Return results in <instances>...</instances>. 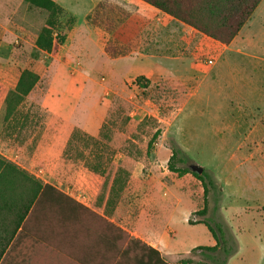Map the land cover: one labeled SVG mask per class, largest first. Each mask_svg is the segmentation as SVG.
I'll list each match as a JSON object with an SVG mask.
<instances>
[{"label":"rangeland","instance_id":"374dc122","mask_svg":"<svg viewBox=\"0 0 264 264\" xmlns=\"http://www.w3.org/2000/svg\"><path fill=\"white\" fill-rule=\"evenodd\" d=\"M96 1L100 0H72L71 5L73 8L81 7L82 3L92 6ZM17 4L19 0H0V19L5 20L10 9L18 8ZM214 13L208 12L206 17L211 18ZM46 16L43 14V19ZM66 18H62V23ZM84 22L78 24L72 49L64 47V51L59 50L54 56L36 50L30 37L15 31L9 41L12 52L7 59L11 68L1 71L8 79L0 83V150L11 159L26 164L34 162L33 171L43 181L58 186L60 191L72 190L71 185L66 186L67 175L74 173L76 178L83 163L93 157L90 149H83V157L73 151L70 159L64 160L61 156L57 162L47 161L50 152L39 148L51 126V114L43 99L48 94V103L54 110L53 124L74 125V129L83 133V123L94 121L102 110L97 124L102 122L104 126L100 155L107 164L103 183L105 178L107 181L106 186L97 191L95 206L106 201L104 217L94 211L85 213L84 209L59 200L56 218L59 260L65 259L67 263L62 261L63 264H80L81 261H87L86 264H135L142 253L138 248L124 258L118 256L126 249L124 242L115 253H104L99 241L106 232V224L120 228L118 223L129 211L130 198L138 195L130 192L131 176L135 181L144 177L150 179L153 186L150 207L156 211L152 222L155 230L168 223L175 232L173 245L178 251L193 245L207 246L211 240L205 226L191 227L185 220L200 219L192 217L190 212L203 208V187L190 174L178 177L168 170L167 161L171 150L175 149L182 160L176 162L178 168L190 171L192 166L202 168L201 174L207 184L206 218L221 226L230 251L226 264H264V212L261 209L264 203L261 191L264 142H259L264 141V117L257 114L264 108L261 98L264 92L260 93V83L264 81V2L249 26L239 32L229 47L203 34L188 32L187 28L185 43L190 48L185 47L186 59L169 63L174 76L146 90L134 82L143 71L142 63L114 60L133 50L135 40L129 34L127 38H115L113 34L117 28L110 33L98 27L110 36L103 38L100 33L102 37L94 45L88 37L81 43L79 36ZM99 47H104L105 54ZM2 54L3 50L0 63H6ZM23 69L34 72L39 80L5 127L2 99L14 88L18 73ZM123 83L127 90L123 91ZM155 132L158 136L148 149ZM60 137L61 133L58 146L51 150L52 157L55 152L62 151ZM118 168L122 171L117 175L107 202L110 181ZM79 182L84 185L73 182L75 196L80 195L85 201L95 190L94 183L88 178ZM113 210L116 213L114 222L109 221ZM114 237L117 233L108 232V238ZM181 261L213 264L200 253L189 254L178 262Z\"/></svg>","mask_w":264,"mask_h":264},{"label":"crops","instance_id":"0c3cea01","mask_svg":"<svg viewBox=\"0 0 264 264\" xmlns=\"http://www.w3.org/2000/svg\"><path fill=\"white\" fill-rule=\"evenodd\" d=\"M22 1L23 0H19V4H17L18 7ZM52 1L57 3L66 13L72 14L77 19V22L75 21L76 23L67 34L66 40L60 49L61 52L64 51V47L67 46L71 47L72 49V45L75 43L74 37L78 30V24L80 23L81 25L82 20H84V23L86 24H84V30H82L81 35L79 36L81 43L84 42L85 37H88L94 45L95 43L99 42V38L102 37L101 34L103 35V38L110 36L108 33H105L98 27H90L86 21V16L91 13L98 1L94 2L92 6L88 5L87 3H82L81 7L78 8H73L74 6L71 5L72 0ZM133 1L137 2L136 11L129 17V19H127V22L123 26L117 28L114 31L113 35L115 38L119 37V39H123L127 38L126 35L129 34L135 40L136 47L127 55H120L115 57L114 60L126 59L130 60L131 62L142 63L144 68L142 72L138 73V75L145 77L152 84H155L160 80H166V78L174 76V74L169 69V63L186 59L184 51L186 48H190L189 45L186 47L185 43L187 39L186 29L188 28V32L192 31L194 33H198L199 35H201V33L181 23L178 19H175L174 17L159 11L140 0H125V3H130ZM263 2L264 0L259 1L251 16L248 18L240 31H242L243 28L249 26L253 20V15L257 13L259 8H261ZM16 10L17 8L10 9L5 20L2 21V19H0V51H4V54H2L1 58L5 60L10 57L12 52L9 41L10 38L14 36V31L11 29L10 21ZM125 25H128L129 28L122 29V27ZM239 32L233 41H235ZM232 42L228 44L227 47H229ZM222 46L226 47V45ZM99 51H102L105 54L104 47H99ZM68 64L69 63H67V65ZM10 68L9 60H7L6 63H0V83H4L8 79L7 74L1 73V71H7L10 70ZM19 74L20 72L18 73V77ZM82 77L83 75L80 78ZM124 78L127 79L128 76ZM173 78L174 77H172V79ZM260 84V93L262 94L264 92V81L261 80ZM123 86V91L127 90L124 83ZM5 95L3 96L2 100H4ZM48 97L49 96L47 94L43 101L45 107L48 108V111L51 114L49 117L51 126L47 128V132H45V135L42 137L39 148L48 150L50 152H47V161L51 163L52 160L57 162V158L62 156V151L71 132L74 129V125H66L64 127L62 125L60 126L53 124L54 121L52 120V112L54 110L51 109V105L48 103ZM261 98L264 99V97ZM101 113L102 110L100 111L99 115ZM257 114L260 117H264V108L259 109ZM99 115H97L94 121L83 123L81 127L86 134L94 138H98L102 127V122L99 125L97 124ZM55 120V122L58 123L57 119ZM60 133L61 145H59V148L60 151H62L60 154L55 152L52 157L51 150L58 146ZM259 142L262 143L264 141L259 140ZM10 163L13 164L18 170L25 172V174H27V176L34 181H38L43 185L52 186L57 191H60L58 186L52 182L43 181V179L33 171V168L35 167L34 162L26 164L21 160L11 159L7 153L0 150V264H59L60 261V264H63L62 261H65V259L59 260L58 257V227L56 220L57 198L55 194L49 191V199L48 201H45L44 205L41 204V191H39L37 199H32V195L34 193V183L31 180L24 178V176H19V174H11V170L8 166ZM87 178L93 181L95 190L87 195L84 201L79 198L80 195L75 196L76 194L74 192L73 182L77 181L80 185H84V183L81 184L79 181L85 180ZM130 178V192L131 194L136 192L138 195L130 198L131 202L129 205V211H126L125 214H123L122 221L118 223L120 228L112 227L106 224V232L100 237L99 240L102 244L103 252L115 253L118 249H121L120 246L122 245V242H124L126 249L122 250L118 256L122 257L123 255V257L126 258L131 254V251L138 248L140 251H142V253L138 258L135 259V264H139L141 261L146 262L147 258L150 257L148 253L140 246H128L127 243H125L126 239H123L121 233L125 232L128 236V239L139 240L146 246L156 250L165 264H180V262H178L179 259L184 258L189 254L192 255L190 251L199 245H193L190 247V249L178 251L173 245L175 232L168 223L160 226L158 230H155V226L152 222L156 211L154 208L150 207L152 199L151 187H153L151 185L150 179L144 177L138 181H135L132 176ZM103 180V177L91 173L82 167L81 173L77 175L76 178L74 173L69 176L67 175L66 177V186L68 188L71 185L72 190L70 192H60L85 208V213L94 211L97 212L98 215L104 217L103 211L106 209V201L104 200L103 203H99L95 206L97 191L99 187L102 186ZM185 181L191 183V181L188 179ZM262 189L261 191L263 192L264 196V182L262 184ZM107 198L108 196L106 195L105 199L107 200ZM261 209L264 212V203L261 204ZM197 211L199 210L196 209L190 212L192 217H195L193 214ZM115 214L116 213H114L113 210V215H109V221H115ZM185 220L186 223H188L187 221L189 219L187 218ZM107 223L111 224V222ZM198 225L203 224H194L189 226L198 227ZM108 232L117 233V237H114L113 239L108 238ZM210 240L211 241L207 247L215 245V241L211 234ZM123 251L125 252L123 253ZM86 263L87 261H81L80 264Z\"/></svg>","mask_w":264,"mask_h":264},{"label":"trees","instance_id":"16d2710c","mask_svg":"<svg viewBox=\"0 0 264 264\" xmlns=\"http://www.w3.org/2000/svg\"><path fill=\"white\" fill-rule=\"evenodd\" d=\"M153 8L162 11L181 23L191 27L206 37L222 44H230L260 0H140ZM137 9V2L133 1L125 3L123 0H100L90 14L86 16V21L96 27L113 32L121 24L124 23ZM208 12H215L211 18L206 17ZM43 14L47 15L43 19ZM66 21L62 23V18ZM103 21L109 26L103 25ZM62 23V25L60 24ZM75 24V18L68 16L67 13L52 0H23L15 13L12 15L10 26L13 31H18L24 36L30 37L35 49L41 52L48 53L52 56L56 55L61 45L66 40L67 34ZM38 76L27 69H23L18 77V80L12 90H9L3 100L4 115L3 122L5 127H8L9 121L13 119L21 105V102L32 91L37 84ZM135 85L142 90L148 89L152 83L143 76H138L135 80ZM101 127L98 138L91 137L78 129H73L65 147L62 151L64 160L70 159L73 151L78 152L79 157H83V149H90L89 154L92 155L91 161H85L83 167L87 171L104 177L106 175V165L103 157L100 155L102 148ZM158 132H155L148 143L149 149L151 144L157 138ZM106 139V138H105ZM178 152L175 149L171 150V156L167 161V168L171 173L181 177L185 174L192 175L197 179L203 187L204 205L203 208L193 215L200 219H189V225L203 224L215 241V245L211 247L198 246L190 251L191 254L200 253L212 260L213 264H226L227 257L230 255L229 248L226 246L225 239L220 224L211 222L206 218V192L207 184L204 182L203 174H196L188 168H178L176 162L181 163V158L177 157ZM11 174H19L24 178L31 180L34 183V193L32 199H37L39 191H41V204L49 199L48 192L51 191L59 200L67 201L81 209H84L80 204L71 200L60 191L49 185L40 184L29 178L25 172L18 170L13 164H8ZM120 168L111 181L109 187L108 198H110L113 188H115L116 178ZM22 174V175H21ZM107 179L105 178L102 188L106 186ZM33 188V187H32ZM32 190V189H31ZM31 199V200H32ZM108 202V200H107ZM107 204V203H106ZM121 232V231H120ZM125 243L128 246H140L148 253L150 257L146 262L141 261L139 264H165L159 253L141 243L139 240L128 239L125 232H121ZM125 251H123L124 253ZM180 264H186V261H181Z\"/></svg>","mask_w":264,"mask_h":264},{"label":"water","instance_id":"95a60500","mask_svg":"<svg viewBox=\"0 0 264 264\" xmlns=\"http://www.w3.org/2000/svg\"><path fill=\"white\" fill-rule=\"evenodd\" d=\"M191 171L200 175L202 173V168L201 167H198V166H192L190 167Z\"/></svg>","mask_w":264,"mask_h":264},{"label":"built area","instance_id":"2783aa9c","mask_svg":"<svg viewBox=\"0 0 264 264\" xmlns=\"http://www.w3.org/2000/svg\"><path fill=\"white\" fill-rule=\"evenodd\" d=\"M209 63H211V62L209 61Z\"/></svg>","mask_w":264,"mask_h":264}]
</instances>
